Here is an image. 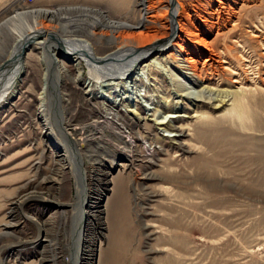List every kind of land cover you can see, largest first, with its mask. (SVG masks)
<instances>
[{
  "label": "rangeland",
  "instance_id": "1",
  "mask_svg": "<svg viewBox=\"0 0 264 264\" xmlns=\"http://www.w3.org/2000/svg\"><path fill=\"white\" fill-rule=\"evenodd\" d=\"M141 2L0 0V21L17 8L83 6L101 21L136 23ZM149 2L152 23L141 30V47L169 33V1ZM175 3L181 37L175 42L184 51L173 46L162 55L149 54L124 88L94 82L85 60L66 58L59 47L54 51L63 71L56 105L62 131L76 150L71 166H79L78 154L86 175L82 185L101 194L91 262L264 264V0ZM60 13H66L73 35L87 36L92 17L79 9ZM43 24L60 28L57 21ZM122 30L115 34L118 44L110 46L97 37L109 30L95 26L94 56H105L135 32ZM6 32L0 28V64L12 42ZM186 57L201 78L187 68ZM21 64L16 91L0 106V264H71V204L78 186L70 164L60 163L46 142L38 118L45 81L41 48L29 45ZM173 115L179 117L156 123L158 116ZM120 139L131 144V158L116 163ZM192 159L203 173L194 186V167L181 166ZM182 171L188 177L164 180Z\"/></svg>",
  "mask_w": 264,
  "mask_h": 264
},
{
  "label": "bare ground",
  "instance_id": "2",
  "mask_svg": "<svg viewBox=\"0 0 264 264\" xmlns=\"http://www.w3.org/2000/svg\"><path fill=\"white\" fill-rule=\"evenodd\" d=\"M168 1L170 9L169 33L167 37L165 39L157 38L151 45L147 44V46L145 45L142 47L138 46L139 39L144 38L141 30L152 23L151 20H149L150 16H147V13L153 8H151L149 0H142V16L136 23L109 20L107 18L101 21L98 17L94 18L93 13L95 11L93 8L83 6H64L52 9L32 7L26 9L17 8L13 10L10 15L0 21V28L6 29L7 32L9 31L12 39V42L8 47V57L2 64H0V106L6 103L16 91L22 72L21 60L23 59L26 48L31 44L38 45L41 48L45 69V81L39 97L38 118L43 122L46 142L52 145V147L56 149V152H58L57 160L60 163H63V165L70 164L69 166H71L70 160L73 158L71 157L72 152L76 150L73 149L72 144H69L71 143L70 140H67L65 133L62 131L63 128L61 125L64 120L60 116V112H58L59 108L56 105L57 102L61 101L58 79L63 77V71L59 59L54 56V51L59 47L62 52L61 55L66 58L74 61H79L81 59L85 60L87 67L89 68V77L94 82H99L101 85L108 86V88H113L114 86L119 87L120 89L124 88L126 86V80L131 76L137 64L149 54L154 53L162 55V53L173 49V46L177 51H184V45L179 41L175 42V40L181 41V37L178 33L179 22L177 21L179 7L173 3V0ZM177 4L179 5L178 2ZM69 9H79L82 15L92 17L89 22L91 28L88 30L87 36L72 34V31L74 30L68 25L69 21L66 13H60L61 11H69ZM44 20L49 22L57 21L60 24V28L48 30L47 27H44ZM97 25L103 26L109 30L108 35L101 33L98 34L97 37L99 39H103L104 37V40L106 43L110 44V46L118 44V35L120 34H115L120 30L131 29L135 32L132 33L133 35L131 34L123 38L121 37L119 46L110 53L102 57H95L93 54L91 38H95L96 33L93 29ZM185 34L186 36L191 35L188 31H186ZM146 39L147 40L144 39L146 43H151V39ZM200 42L209 49L207 46L208 44L206 45L202 40ZM195 48L197 49V46H195ZM211 60L212 56L209 55L204 60V65L207 64L208 61L211 62ZM184 62H186L187 68L192 71L194 76L201 78L200 73L193 65L191 58H184ZM79 75L80 74L78 73L77 80L80 77ZM234 82H236V80H234ZM89 85L91 86L90 81L88 82V87ZM89 90L90 89H88V91ZM125 93L126 92L122 91V94ZM189 94L190 92H188V95ZM196 97L200 96L194 94V98ZM202 97L212 99L210 96L202 95ZM194 98L189 97L191 102L195 101ZM174 117H179V115L158 116L155 119L157 120L156 123L158 125H166L167 122ZM179 135H181V133ZM58 137L62 139L61 142L65 141L63 145ZM192 138L195 139V137ZM120 140V151L117 155V159L114 160L116 163L121 160H130L131 158V144L122 139ZM69 146H71L72 149ZM74 154L76 155V153ZM76 156L79 166L74 168L71 166V170L78 186L79 194L71 204V206L75 208V216L73 233L71 236L70 262L71 264H92L91 256L93 253V245L98 236L99 225L101 224L102 209L101 206H99L101 194H97L98 190L96 191V189L91 193L88 188L82 185L86 175L84 169L81 168L82 160L78 157V154ZM197 157L198 155H196L195 158ZM195 162V159L188 161L183 160V163L181 164V166L194 167L193 172L189 176L191 178L190 185L193 186L198 181L201 174H203L199 167L193 165ZM168 177H170V179L164 180L182 179L188 176L182 171V174L176 175L173 173L172 175H168ZM106 183H108L107 179L104 180V184ZM190 188L195 191L194 187L191 186ZM197 192L198 190L195 191V193ZM29 197L30 196L24 197L19 202V205H21L22 201L29 199Z\"/></svg>",
  "mask_w": 264,
  "mask_h": 264
},
{
  "label": "water",
  "instance_id": "3",
  "mask_svg": "<svg viewBox=\"0 0 264 264\" xmlns=\"http://www.w3.org/2000/svg\"><path fill=\"white\" fill-rule=\"evenodd\" d=\"M173 3L176 4L174 0H173Z\"/></svg>",
  "mask_w": 264,
  "mask_h": 264
}]
</instances>
